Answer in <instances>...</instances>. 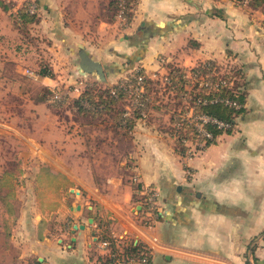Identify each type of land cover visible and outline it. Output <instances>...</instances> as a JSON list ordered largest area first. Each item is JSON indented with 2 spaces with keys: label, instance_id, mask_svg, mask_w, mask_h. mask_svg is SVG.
<instances>
[{
  "label": "crops",
  "instance_id": "obj_1",
  "mask_svg": "<svg viewBox=\"0 0 264 264\" xmlns=\"http://www.w3.org/2000/svg\"><path fill=\"white\" fill-rule=\"evenodd\" d=\"M37 1L51 10L47 1L53 0ZM179 2L175 9L167 10L168 20H165L180 16L178 21L183 24L175 21L177 29L168 37L159 38L155 33L144 37L148 52L155 49L153 45L158 39L163 41L157 44L161 45L159 52L164 56L193 39V43H199V48H186L185 51L180 48L185 54L182 58L189 57L190 61L232 58L238 62L245 80L240 86L245 101L237 131L224 139L226 150L222 149L220 160L215 162L205 158V148L217 144L220 135L204 147L203 155L180 154L169 136L158 127L153 128L148 118L145 121L134 118L128 136L107 128L103 129L105 133L89 130L85 127L101 122L65 117V111L59 117L64 130L59 138H52L50 133L25 135L14 126L7 132L18 138L25 148L23 153L35 158V176L33 181L27 182L32 195L22 200L19 195L16 198L22 201L17 229L22 231L23 240L15 241L19 236L12 233L10 242L18 250L23 247V252L34 254L38 264H101L104 256L96 250V243L110 232L129 254L138 256L146 247L151 248V264H264V30L257 28L256 21L252 24L242 15L231 23L237 24L236 28L228 24L223 31L215 30V34L214 21L218 16L224 17V13H208L205 8V15L201 14L199 19L197 7L182 0ZM70 4L69 11H80L78 6ZM252 8V11H261L260 5ZM244 11L240 12L245 14ZM7 12L0 6V40L4 33H12L11 22L5 19ZM246 24L255 27L253 36L247 35ZM230 26L235 29L231 37L233 42L245 44L244 56H218L214 51L213 32L217 37L222 33L227 35ZM63 28L59 23L55 34L76 48L78 61L81 49L89 58L99 61L95 49L88 46L94 44L87 35L89 28ZM164 30L167 26L161 33ZM65 32L71 38L65 39ZM142 33L139 31L137 35ZM144 40L142 38V43L137 42L136 46L145 45ZM232 40L229 38L227 42ZM7 59L0 50V80ZM10 60L19 61L17 57ZM79 71L86 77L92 75L81 68ZM21 73L39 85L52 82L49 76H38L35 80L23 70ZM104 75L103 67V79ZM42 88L51 89L50 86ZM34 94L33 103L38 111L35 116L50 120L52 104L46 99H37L39 90ZM161 121L166 123L165 118ZM106 125L113 126L108 122ZM124 139L126 148L122 149L118 142ZM98 157L107 159L98 160ZM58 177L63 180L59 188L51 182ZM146 186L159 189V211L153 223L144 219L147 206L143 189ZM249 254L254 260L247 259ZM24 262L28 264L29 261Z\"/></svg>",
  "mask_w": 264,
  "mask_h": 264
},
{
  "label": "rangeland",
  "instance_id": "obj_2",
  "mask_svg": "<svg viewBox=\"0 0 264 264\" xmlns=\"http://www.w3.org/2000/svg\"><path fill=\"white\" fill-rule=\"evenodd\" d=\"M27 1L36 4L34 13L36 12L39 20L24 26H21V24L17 26L13 18L19 15ZM179 1L136 0V4L130 10L133 19L129 22L127 21V16L122 15L123 10L126 8L125 0H118V8L110 4L111 0L47 1L51 10L40 6L37 0H0L2 2L1 7H8V18L5 17V19L11 22L12 24L10 23V25L13 27L10 29L12 33L9 35L4 33L3 40H0V50L3 52L5 58H8L4 63V76L0 80V122L2 123L0 125V132H3V136H0V264H25V260L29 261L28 264H38L34 254L32 256L28 252H23V247L21 248V252V249L18 250L10 242L12 233L19 236L15 241L23 240V236H21L22 231L17 229V218L18 214H20L19 206L21 207L20 202L22 201L16 200V198L19 195L22 200L32 195V188L28 189L27 182L33 181L35 176V158L23 153L25 148L18 142V138L14 134L7 132L12 131L15 127L19 128L25 135L44 136V133H50L52 138H59L64 133L63 128L59 124V117H62L65 111V117L70 115L72 118H82L85 122H101L97 126H86L85 128L89 130L94 129L96 132H103V129L107 128L110 132L121 133V136H128L130 134L127 126H114L117 112L123 110L124 117L131 116L133 118L144 119V121L150 119L151 124H154L153 128L158 127L161 132L168 135L171 144L180 154L191 155L192 153H196L197 156L203 155L205 150H207L205 158L215 162L220 160L219 155L222 149L226 150L224 139L228 138V134L237 131V122L240 121L243 111L240 110L238 114L236 113L234 125L229 127L230 123L225 122L227 125L219 128L222 131L219 134L220 141L217 144L209 145L203 151L206 145L215 140L209 141L206 139L203 141L204 137L200 133L191 132L189 134L191 125L186 122L184 117H186V113L189 112L188 110L193 105L189 101L188 95L193 90H196L198 97L203 94L199 92V87L197 89L196 85L199 86L206 82V76L200 72L204 66H212V62L214 63L213 74L217 75L218 79H221V82L223 81V74L230 76L229 85L233 89L235 88L234 92L236 95L238 90L242 89L243 85L241 84L245 80L240 74L241 68L238 67L239 63H235V61L231 60L232 58L227 61L220 59L218 61H214L213 59L190 61L189 57L186 59L182 58L181 56H185V54L179 50L180 48L184 51L186 48H199V43L195 41L196 43L194 42V44L193 39L186 40V45H182L180 48L168 51V56H164V53L161 51L159 52L161 45L157 43L163 41H161L162 39H158L157 43L153 45L155 49L152 52H148L147 41L144 39L154 34L153 29L155 25L152 22L160 27L159 29L155 28V35L159 38L172 35L171 32L177 29L175 21L183 24V21H178L180 16L171 17L169 21H166L168 20V16L165 13H167V10L175 9L178 5L177 3H180ZM182 1L197 7L199 19L202 15H205V8L208 13L211 11L222 13V15L224 13V17L218 16V19L214 21V31H223V28L236 20L238 16L241 19L242 15H244L245 19L248 18L252 24H254L253 21H256L259 24L257 28L259 30L263 28L264 30L263 3L260 4L261 11L255 12L252 11L254 9L250 3L251 0L248 2H244L245 0ZM69 3H72L73 7L78 6L80 11H69L68 6L71 7ZM200 8H203L204 11L201 12ZM227 8L229 9L228 13H226ZM239 9L240 11L245 10V14H242ZM261 12L263 13L261 14ZM257 16H260V18H257ZM186 20L189 23V20ZM59 23L65 30L68 27L74 28V30L84 29L85 27L89 28L87 35L93 39L94 44L88 46L95 49L94 54L97 55V59L103 64L105 69L104 79L98 78L94 72H90L92 75L88 77L83 76L81 71H79L76 48L69 42L60 40L57 34H55L59 30ZM149 25L151 27L147 28ZM231 25L236 28L237 24ZM246 25L249 29L247 35L253 36L256 31L255 29L253 30L255 27L251 24V26L249 24ZM165 26H167V30L161 33ZM241 26H244V23H241ZM146 28L147 30L144 32ZM234 28L230 26V31L227 32V35L222 33L219 37L215 36L216 31L215 34L213 32V47L218 56L232 57L245 55V44H239L241 41H236L235 43L231 38L235 30ZM139 31L143 33L138 36ZM87 35L85 34L86 37L84 39L87 38ZM66 38L71 37L70 35H66L65 32ZM142 38L145 45L142 47L140 45V47L136 46L137 42L142 43ZM229 38L232 40L230 43L227 42ZM227 47L230 49L227 50ZM14 57H17L19 61L10 60ZM24 68H33L35 72L47 69L50 72L49 77L52 82L49 83L50 85H44L43 83L39 85V83L23 76L21 71ZM15 71L20 76L16 75ZM136 71H142L150 81L146 85L148 87L147 92L144 90L148 96L145 110L142 106L134 105L135 95L131 91L127 92V95L113 104L107 112L104 111L100 115L78 113L76 108L72 106L75 99L80 96L82 87L84 88L94 83L100 89L113 87L112 85L114 84L119 85L120 83H124ZM172 77L175 79V83H172ZM41 86L51 87V94H47L46 99L52 104L53 112L50 114V120L48 119L47 121L40 115L35 116V113L38 111L35 109L33 103L34 93L37 90H39V96L42 95L43 91L47 93ZM54 93L60 95V101H57L59 102L58 104L55 102L56 99L53 98ZM64 97L67 99L65 100ZM215 100L222 101L223 99L217 97ZM136 109L139 110L137 114H140V117L136 116ZM42 111L41 109L40 113ZM66 111L69 113H66ZM164 118L166 123L163 124L162 122L164 121L161 120ZM180 120L181 124L178 126L177 122ZM107 122L108 124L112 123L113 126L106 125ZM181 130L184 132L182 133L183 137H180ZM187 130L190 131L186 133ZM185 134H188L189 137H185ZM214 139H216V136ZM124 140L118 142L119 146L123 147L122 149L126 148V140ZM55 144L58 147L59 141ZM107 145H104L106 149L109 147V144ZM21 152L23 153L22 157L20 156ZM105 159L107 157H98V160ZM114 159L112 158V160ZM116 159H119V157ZM53 180L51 182H55L58 188L60 187L59 183H63V180L59 177L57 179L53 178ZM24 211L27 214L28 207L25 206ZM252 257L249 254L247 259L254 260Z\"/></svg>",
  "mask_w": 264,
  "mask_h": 264
},
{
  "label": "trees",
  "instance_id": "obj_3",
  "mask_svg": "<svg viewBox=\"0 0 264 264\" xmlns=\"http://www.w3.org/2000/svg\"><path fill=\"white\" fill-rule=\"evenodd\" d=\"M30 2L31 1H27L26 4L23 6L19 15L13 18L15 25L19 26V24H21V26H24L28 23L36 22L39 20L36 12L33 14H30L28 11ZM125 3H126V8L125 10H123L122 15L127 16V21L130 22L132 19V13L130 12V10H132L134 5L136 4V0H125ZM250 3L253 7H258L261 3L264 4V0H251ZM110 4L118 8L117 6L118 0H111ZM0 6H2V2H0ZM3 8L5 10H8V7L6 6H3ZM147 24H150V23H147ZM154 25H155V28H159L156 24ZM149 27H151V25H149L147 28ZM147 28L145 29V31L147 30ZM155 28L153 29L154 33H156ZM212 64L214 65L213 62ZM213 65L210 67L204 66L200 72L201 74L206 76L205 78L206 82L202 85H199V86L196 85V86H197V89L199 87V92H202L203 94H201V96L198 97V95L196 94V90H193L190 93L191 95L190 94L188 95L190 99L189 101L192 103L194 107L195 114H200V113L207 114L209 116L216 117L219 120L228 122L232 126L235 124L234 117L236 116V113L238 114L240 110L243 111L245 96L242 90L240 89L239 90L236 89L238 90V93L236 95V93L234 92L235 88L233 89L232 86L229 85L230 76L228 75L226 76L223 74L222 76L223 81L221 82V79H218L219 77L213 74V70H212L214 68ZM37 73L39 74V76H49L50 75V72H48L47 69H42ZM138 73L143 75V85H144L145 91L147 92L148 87L146 85L150 81L146 78V76L144 75L142 71ZM171 81L172 83H175L174 82L175 79H173V77L171 78ZM112 88L113 87H105L103 89H100L95 83L92 85L86 86L82 90L80 96H78L77 99H75L72 106L76 108V111L78 113H82L86 115L87 114H91V115L99 114L100 115V113L104 111L107 112V110L110 109L113 104L117 103L120 99H122L125 95H127L126 91L122 90L121 88L116 87L117 96H114L111 93ZM44 90H46L47 93L43 91L42 95L37 97V99H46L47 98L46 95L49 93L51 94L48 88H44ZM217 97L222 98L223 100L216 101L215 99ZM66 99L67 98H65V100ZM146 104L147 102H145V106L143 107L144 110L147 107ZM236 106H238V108H236ZM135 112H136L137 117L141 116L140 114H137L139 113L138 109H136ZM116 117L117 118H115V125H118V126L124 125V126H127L128 129H130L134 123L133 117L123 116V110L118 111L116 114ZM206 128L209 129L214 134V136L222 133L221 129L216 128L211 123L206 124ZM190 130H187L186 133L189 131H190L189 134L191 132H196L191 126H190ZM180 133H181L180 137H183L182 136V133H184L183 130H181ZM185 137H189L188 134H185Z\"/></svg>",
  "mask_w": 264,
  "mask_h": 264
},
{
  "label": "built area",
  "instance_id": "obj_4",
  "mask_svg": "<svg viewBox=\"0 0 264 264\" xmlns=\"http://www.w3.org/2000/svg\"><path fill=\"white\" fill-rule=\"evenodd\" d=\"M249 0H245L244 2H248ZM36 9V4L31 3L28 7V11L30 13H34ZM23 73L32 77L33 79H37L39 74L35 71L24 68ZM127 78L124 83H120L119 85L114 84L111 89V93L114 96H117L116 87L121 88L126 92L134 93V105L135 106H145V102L148 101V96L144 91L143 85V75L139 74L137 71L134 74H131ZM132 78V79H131ZM132 81H131V80ZM81 85V83H80ZM88 85V84H87ZM83 86V85H82ZM86 86V85H85ZM84 89L83 87L81 88ZM82 90L80 92H82ZM60 95L57 93L53 94V98L56 99L55 102L60 101ZM219 100V99H218ZM217 101V100H216ZM54 102V100H53ZM229 102V101H228ZM57 102L56 104H58ZM186 113V122L193 127V129L200 133L205 141L206 139L209 141L214 140V134L206 128V124H213L216 128H223L227 125L225 121L219 120L216 117L209 116L207 114H195L194 107L192 106ZM187 112V111H186ZM195 114V115H194ZM181 124V120L177 122L179 126ZM231 124H229V127ZM185 141V139H183ZM144 194L146 195V206L147 210L144 216L145 221L153 223V219H155L158 215V207H157V198L159 196V189L156 186L148 187L146 186L144 189ZM96 250L103 255L104 257L101 260V264H151V248H145V251L141 252L140 255L135 256L133 254L127 253L120 245L119 241L113 232H110L106 237L101 238L96 243Z\"/></svg>",
  "mask_w": 264,
  "mask_h": 264
},
{
  "label": "water",
  "instance_id": "obj_5",
  "mask_svg": "<svg viewBox=\"0 0 264 264\" xmlns=\"http://www.w3.org/2000/svg\"><path fill=\"white\" fill-rule=\"evenodd\" d=\"M79 66L82 70L94 72L100 79H103V67L101 63L89 58L83 49L79 51ZM74 227L76 228V225Z\"/></svg>",
  "mask_w": 264,
  "mask_h": 264
},
{
  "label": "bare ground",
  "instance_id": "obj_6",
  "mask_svg": "<svg viewBox=\"0 0 264 264\" xmlns=\"http://www.w3.org/2000/svg\"><path fill=\"white\" fill-rule=\"evenodd\" d=\"M144 213V212H143Z\"/></svg>",
  "mask_w": 264,
  "mask_h": 264
}]
</instances>
